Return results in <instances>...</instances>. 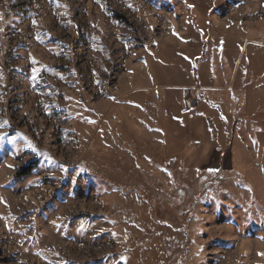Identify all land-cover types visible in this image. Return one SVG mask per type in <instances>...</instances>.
Instances as JSON below:
<instances>
[{
  "label": "rangeland",
  "instance_id": "rangeland-1",
  "mask_svg": "<svg viewBox=\"0 0 264 264\" xmlns=\"http://www.w3.org/2000/svg\"><path fill=\"white\" fill-rule=\"evenodd\" d=\"M0 201V264H264V0H0Z\"/></svg>",
  "mask_w": 264,
  "mask_h": 264
},
{
  "label": "trees",
  "instance_id": "trees-1",
  "mask_svg": "<svg viewBox=\"0 0 264 264\" xmlns=\"http://www.w3.org/2000/svg\"><path fill=\"white\" fill-rule=\"evenodd\" d=\"M176 158H169V159H165L163 160V167L164 170L168 172V174H170L171 179H175V180H171L172 185L174 187H181L184 190V198L182 199V202L179 205H175L174 203H172L170 200V203L167 204L165 199L162 200V202H157L156 207L154 208V212H152V216L154 221H156L157 223L160 224H166V223H183V225L185 226L188 223V220L191 218L192 216V210H186L187 208V204H188V199L189 196L190 197H197L198 192H197V187L194 188L193 186H186L185 184H183V182H181L179 179L181 178L180 176V170L177 169L176 167V161L174 160ZM34 169L33 164H28L26 165L24 168H22V170L20 171V176H27L28 174L31 173V171ZM203 188V187H202ZM201 191V190H200ZM186 210V211H185ZM186 214H185V212ZM184 218V220H183ZM184 259V255L179 254H173L167 261V264H177L179 261H181V263H185L183 261Z\"/></svg>",
  "mask_w": 264,
  "mask_h": 264
},
{
  "label": "snow or ice",
  "instance_id": "snow-or-ice-1",
  "mask_svg": "<svg viewBox=\"0 0 264 264\" xmlns=\"http://www.w3.org/2000/svg\"><path fill=\"white\" fill-rule=\"evenodd\" d=\"M33 24H35V21H33ZM35 63V61H33ZM34 72L36 71L35 69L33 70ZM33 79H35V76H33ZM2 202V201H0Z\"/></svg>",
  "mask_w": 264,
  "mask_h": 264
}]
</instances>
